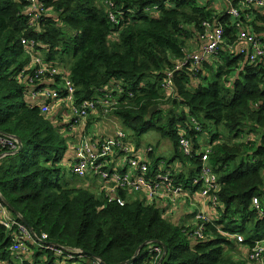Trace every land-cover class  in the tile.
Instances as JSON below:
<instances>
[{"label": "trees", "instance_id": "obj_1", "mask_svg": "<svg viewBox=\"0 0 264 264\" xmlns=\"http://www.w3.org/2000/svg\"><path fill=\"white\" fill-rule=\"evenodd\" d=\"M43 1L51 10L33 26L27 0H0V136L23 142L19 152L0 144V193L11 207L0 201L12 220L23 223V217L33 230L26 249L15 251L17 226L0 221V264H257L235 253L238 242L224 232L243 234L239 243L247 250L257 240L264 242V64L248 63L234 49L242 29L264 41V7L246 9L244 0H232L241 13L236 19L224 0H112L113 8L106 0ZM110 10L119 24L111 21ZM206 21L224 28L218 56L204 61L198 72L190 62L176 70V63L191 52L188 39L198 40L199 47L204 43ZM23 38L35 39L54 63L58 58L65 63L72 54L71 63L55 64L69 70L77 103L97 98L106 87L123 88L109 114L133 131L137 147L149 129L174 144L171 162L179 168L170 164L162 169L153 148L147 162L154 174L170 172L177 183L191 186L200 156L180 151L181 134L199 150L200 134L221 125L229 130L227 138L218 130L209 139V160L221 180V207L204 238L196 239L193 226L175 223L158 205L133 199L126 190H120L126 199L120 204L108 202L105 191L98 195L61 180V163L65 166L70 146L62 124L55 123L62 118L43 113L42 103L31 94L45 82L62 90L63 79L46 77L35 85L21 76L30 60ZM170 71L172 93L162 85ZM155 105L159 108L150 116ZM97 112L106 113L102 108ZM245 133L255 136L244 140ZM187 164L186 173L182 167ZM256 197L263 214L253 207ZM43 234L48 237L42 239Z\"/></svg>", "mask_w": 264, "mask_h": 264}, {"label": "built area", "instance_id": "obj_2", "mask_svg": "<svg viewBox=\"0 0 264 264\" xmlns=\"http://www.w3.org/2000/svg\"><path fill=\"white\" fill-rule=\"evenodd\" d=\"M230 4L228 13L236 19L241 17L240 9L232 4V0H224ZM28 5L26 12L31 16V25L38 24V21L46 15L51 8L47 7L43 0H27ZM109 8L114 7L112 0H106ZM244 8L249 9L251 5L264 7V0H244L242 2ZM155 6L153 9L156 10ZM109 17L115 24H119L117 14L110 10ZM240 26V23L238 22ZM204 34L202 39L204 43L192 53H188L184 60L176 63L175 69L179 70L187 63H191V69L199 71L204 61L215 59L220 50L221 44L224 42V28L221 24H212L204 22ZM239 39L240 45L235 50L241 54H245L248 63L253 64L261 62L264 64V41L261 36L254 33H249L246 29L240 30ZM22 43L26 52L29 54L30 60L28 65L24 67L21 76L28 81L29 84L37 85L39 80L60 75L63 79V87L61 89L49 88L45 91V97L51 102H63L66 108L71 111V118L74 124H86L87 118L91 113H97L99 108H102L106 113H109L119 103L121 93L124 91L120 85L106 87L102 90V94L95 99H86L80 103L76 102V88L69 76V70L64 69L54 62L48 60L39 49L38 42L35 39L23 38ZM173 71L168 73L167 78L163 82V88L172 93L174 88ZM61 90V91H60ZM43 92L44 90H40ZM33 97H37L39 92L32 91ZM64 96V97H63ZM51 102H46L42 105V112H51ZM70 105V106H68ZM195 124L197 131H202V126L195 118H191ZM201 142V148L196 150L194 142L184 133L179 138V148L185 155L193 156L198 154L200 161V169L198 174L192 178L191 186L186 187L182 183H177L170 172H155L152 171L149 162L136 156V149L130 143L128 134L125 130L119 129L114 135L105 139H96L89 135L81 138L77 143L73 144V162L68 165L70 171L81 178L93 177L100 179L105 191V199L108 202H119L124 204L126 199L120 193V190L127 192L144 191L146 204H156L160 207L164 197L173 199L174 203L182 196L190 198V192L198 190L199 201H193L195 207L194 237L201 240L206 236L205 230L207 225L214 223L215 216L218 215V210L221 207V200L218 197V192L221 188V180L215 172L214 167L209 160L212 152L211 142ZM206 143L205 147L204 144ZM0 144L17 149V140L13 137L0 136ZM153 148L147 147V152H151ZM196 150V151H195ZM122 158L125 164L128 165V170H120L118 159ZM165 168V165L161 167ZM173 197V198H171ZM253 207L262 212L260 200L258 197L253 199ZM263 214V212L261 213ZM0 221L9 228L17 226L14 235L13 249L21 251L26 249V242L32 240V235L28 227L17 220H12L7 213L3 203L0 201ZM225 233V232H224ZM228 234V233H226ZM232 239L238 243L244 241V235L241 233L230 234ZM47 234L42 235V239H46ZM29 238V239H28ZM28 239V240H27ZM55 250L54 247L49 246ZM160 251L159 248H157ZM57 252H62L61 249H56ZM70 257H72L70 255ZM247 257L251 261H264V242L257 240L255 246L247 250Z\"/></svg>", "mask_w": 264, "mask_h": 264}, {"label": "crops", "instance_id": "obj_3", "mask_svg": "<svg viewBox=\"0 0 264 264\" xmlns=\"http://www.w3.org/2000/svg\"><path fill=\"white\" fill-rule=\"evenodd\" d=\"M191 42H192V45L190 46L191 51L195 52L199 48L200 42L198 40H191ZM190 53H192V52H190ZM43 55L45 56L44 53H43ZM49 84L50 83L45 82V83H43V85H44L43 89L39 88V89L34 90V91L39 92L37 97H33V95L31 94L32 97L35 98L36 102L42 103V105L44 103H46V100H48V98L45 97V91H48L49 88H51ZM40 90H44V91L41 92ZM166 95L169 96V94H166ZM63 105H64L63 102H60V103L51 102L52 110H51V112H49V115L54 116V117L55 116H60L62 118V122H59L60 119L57 117L55 123L62 124V126H67L69 124L68 126H70L71 130H72V132L70 134H65V133L62 132V134H64L68 138V143H69L68 145H70L68 150H67V152H66V154H65V157H64V164H65L66 167H68V165L73 161V158H74L73 157L74 152L72 150L74 143L70 142V138L72 137L74 139L75 136H73V135L75 134L76 130L80 131L79 136L81 138H83L84 136H87V132H88L87 130H90L92 135H94V138H96V139H99V138L105 139V138H108V137H111L112 135H114V133L117 130L124 129V128H121L119 125L116 126V124H115L116 119L111 118L113 116V114H111V113L110 114L109 113L100 114V112L93 113L92 117H90L91 116L90 115L88 117V119L86 120V124H84V125L83 124H74L72 122V118H69V120H66L64 118V115H63L64 111H65L64 108H66V107L63 106ZM108 119H109V121H108ZM88 121H89L90 124H88ZM114 128H116V129L114 130ZM92 130H93L94 133L92 132ZM124 130H126V129H124ZM181 130H186V129H183L181 127ZM81 134H82V136H81ZM141 137H142V135H141ZM141 137L139 138V140H141ZM81 138H78L77 140H79ZM128 138H129L130 143L135 146V149H136V154L135 155L138 156L139 158L143 159V160H147V154H149V152H147V148L144 147L143 145H141V142H140V145H139L140 147H137L136 141L132 140L130 134H128ZM133 138H134V136H133ZM199 140H201V139L199 138L198 141ZM147 146H151V145H147ZM155 155H156V153L154 154V158H158L159 159V162H160L159 165L161 167L164 166V165H165V167H168L170 164L171 165L172 164H176V168H179L178 162H175V161L168 162L164 158H162L160 156H157V155L155 156ZM118 166H119L120 170H128V168H129L128 165L125 164V161L122 158L118 159ZM180 169H181V167H180ZM182 169H181L182 171H186V169H188V164L185 167H182ZM186 173H187V171H186ZM83 179H85L86 181L82 182L83 184L78 183L79 185L87 186V187L91 188L94 192H95V190L100 188V189H102L101 193L103 194V185L104 184H102V181L100 179L93 178V177H88V178H83ZM128 193L130 194V196L133 199H140V200H142L144 202L146 200L144 191L128 192ZM199 196L200 195L198 193V190L195 189L192 192H190V197L192 199L187 198L185 196H182L180 198L182 201L177 202V203L176 202L174 203V200H173L174 198L173 197H171V198H173L171 201H170V199L164 197L163 202L160 205V208L162 209L163 214L166 217L170 218L175 223H179L181 226L187 225V226H193L194 227V224H195V222H194V220H195V211H194V207H193L194 205L192 203H193V201L198 202L199 201L198 199L200 198Z\"/></svg>", "mask_w": 264, "mask_h": 264}, {"label": "rangeland", "instance_id": "obj_4", "mask_svg": "<svg viewBox=\"0 0 264 264\" xmlns=\"http://www.w3.org/2000/svg\"><path fill=\"white\" fill-rule=\"evenodd\" d=\"M41 26V25H40ZM188 42H189V48H190V46L192 45V42H191V40L190 39H188ZM191 52H193V51H191ZM72 60H73V56H72V54H68V55H66L65 56V63H62L61 61H60V59L58 58L57 59V61L55 62L56 64H58V65H65L66 64V62H68V61H70V63L72 62ZM68 66V68H69V65H67ZM63 106H65V105H63ZM68 106H70V105H68ZM65 109V111H64V118L66 119V120H69V118H71V111L68 109V108H64ZM111 118H114V119H116V122H115V124H116V126H120L121 128H124L122 125H121V121H120V119H117L115 116H112ZM88 119V118H87ZM108 121H109V119H108ZM59 122H62V119H60L59 120ZM62 129H61V132H63V133H65V134H70L71 132H72V130H71V127L70 126H62L61 127ZM116 128H114V130H115ZM125 129V128H124ZM123 129V130H124ZM127 130V129H126ZM125 130V131H126ZM220 131V133H221V137H225V138H227V137H229L230 136V133H229V130L227 129V128H225L223 125H221V126H219L217 129L215 128V127H212L210 130H206L205 132H203L202 134H200L199 135V138L201 139L200 141H202V142H209V139H210V136H211V133L213 132V133H216L217 131ZM88 132H87V135H89L90 137H92V136H94V135H92V133L90 132V130H87ZM128 131V132H127ZM126 132H127V134H130L131 135V138H132V140L133 141H135L134 140V138H133V131L132 130H130V129H128ZM92 132H93V130H92ZM94 133V132H93ZM79 134H80V131L79 130H76L75 131V134L73 135V136H75L74 137V139L71 137L70 138V142L72 143H77L79 140H77L78 138H81L80 136H79ZM246 134V136H245V138H243L244 140H246L248 137H252V138H254V136H255V133H245ZM81 136H82V134H81ZM257 136V135H256ZM229 139H231V138H228L227 140H229ZM140 142H141V145H143L144 147H149V146H147V145H151V147L152 148H154V150H153V152H154V154L156 153V155L157 156H160V157H162V158H164L166 161H168V162H171V159H172V157H173V155H174V153H175V147H174V145H173V143H172V141H171V139L170 138H168V137H164V136H162L161 135V133L159 132V131H157V130H155V129H149L148 131H146L143 135H142V137H141V140H140ZM135 143V142H134ZM205 145H206V143L204 144V146L203 147H205ZM66 153V152H65ZM150 153V152H149ZM148 155L149 154H147V161H148ZM155 155V156H156ZM61 180L64 182H66V181H69L70 183H72V184H75V185H77L78 183H81V184H83L82 182H84V181H86L85 179H83V178H80V177H77L76 175H74L71 171H70V169L68 168V167H66V166H64L62 163H61ZM74 175V176H73ZM71 184V185H72ZM101 191H102V189H100V188H98L97 190H95V193H97L98 195H101ZM180 201H182L181 199H178L177 201H176V203L177 202H180ZM194 207V206H193ZM196 209H195V207H194V211H195ZM197 221V219H195L194 220V222H196ZM28 230H29V232H30V229L28 228ZM225 235L226 236H228V237H231V236H229V233L228 234H226V232H225ZM29 239V238H28ZM27 239V240H28ZM28 242V241H27ZM25 246H27L26 244H25ZM237 248V249H236ZM236 248H234L235 250H234V252L235 253H238V254H240V255H243L244 257H247V249H246V247H243V248H241L240 247V243H238L237 244V247ZM239 255V256H240ZM72 260V259H71ZM73 262V261H72ZM258 263L257 264H264V261L263 262H259V261H257ZM55 264H65V261H61V260H57L56 262H55ZM67 264H70V262L67 260Z\"/></svg>", "mask_w": 264, "mask_h": 264}, {"label": "water", "instance_id": "obj_5", "mask_svg": "<svg viewBox=\"0 0 264 264\" xmlns=\"http://www.w3.org/2000/svg\"><path fill=\"white\" fill-rule=\"evenodd\" d=\"M158 108H159V107H158L157 105L153 106V107L150 109V116H152V114H153V113L155 112V110L158 109ZM12 137L15 138V139L17 140V143H18V148L16 149L15 152H19V151H21L22 148H23V142H22V140L19 139V138L14 137V136H12ZM2 156H3V155H2ZM0 197L3 199V201L5 202V204H6L8 207H11L10 203L5 199L4 196H2L1 193H0ZM21 218H22L23 223H24L27 227H29L30 230H32V226L26 221V219L23 218V217H21ZM32 231H33V230H32ZM166 252H167V246L165 245V247H164V252H163V253H164V255H163V259L165 258V255L167 254Z\"/></svg>", "mask_w": 264, "mask_h": 264}, {"label": "clouds", "instance_id": "obj_6", "mask_svg": "<svg viewBox=\"0 0 264 264\" xmlns=\"http://www.w3.org/2000/svg\"><path fill=\"white\" fill-rule=\"evenodd\" d=\"M18 148V147H17Z\"/></svg>", "mask_w": 264, "mask_h": 264}]
</instances>
